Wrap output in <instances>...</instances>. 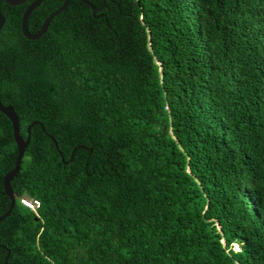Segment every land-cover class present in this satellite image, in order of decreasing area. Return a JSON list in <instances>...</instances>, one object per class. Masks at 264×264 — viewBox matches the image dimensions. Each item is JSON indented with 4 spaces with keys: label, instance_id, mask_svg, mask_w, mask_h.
<instances>
[{
    "label": "trees",
    "instance_id": "trees-1",
    "mask_svg": "<svg viewBox=\"0 0 264 264\" xmlns=\"http://www.w3.org/2000/svg\"><path fill=\"white\" fill-rule=\"evenodd\" d=\"M32 1L0 0V102L29 135L0 264H264V0H69L28 39ZM17 152L0 111V216Z\"/></svg>",
    "mask_w": 264,
    "mask_h": 264
},
{
    "label": "water",
    "instance_id": "water-1",
    "mask_svg": "<svg viewBox=\"0 0 264 264\" xmlns=\"http://www.w3.org/2000/svg\"><path fill=\"white\" fill-rule=\"evenodd\" d=\"M4 1L7 4H10V5H16V4H20V3L24 2L25 0H4ZM68 1L69 0H65L63 2V4L58 9H56L54 12H52L51 14H49V16L44 20L41 28L37 32L30 33L27 30V28H26L27 16L41 2V0H33L29 4V6L26 8V10L24 11V14H23V17H22V20H21V29H22L23 35L26 38H28V39H36V38L40 37L42 35V33L46 30L50 19L54 15L58 14L61 10H63L66 7ZM81 1H83L84 3H86L87 5H89L92 8V10L95 11L94 7H92L87 0H81ZM3 24H4V18H3V16L0 13V29L3 26ZM0 111L2 113H4L10 119V121L12 122L14 139H15V142H16V145H17V151H18L17 152L15 166L10 171H8L5 174L4 179H3L5 194L10 198L11 203H10V206H9L7 212L4 215L0 216V220H2L4 217H6L7 215H9V213L11 212V210H12L14 204H15V195H14V193L12 191L11 186H10V181L13 178V176L18 172L19 165H20V160H21V158L23 156L25 147L27 146V144L29 142V135L27 136L26 139H23V137L20 135V133H19V121H18V117H17V114L15 113L14 109L12 108V106H10V105H3L0 102ZM29 128H28V131H29Z\"/></svg>",
    "mask_w": 264,
    "mask_h": 264
},
{
    "label": "built area",
    "instance_id": "built-area-1",
    "mask_svg": "<svg viewBox=\"0 0 264 264\" xmlns=\"http://www.w3.org/2000/svg\"><path fill=\"white\" fill-rule=\"evenodd\" d=\"M19 201L22 205L26 206L27 208L35 211L38 206H39V202L36 199H30V198H26V197H20Z\"/></svg>",
    "mask_w": 264,
    "mask_h": 264
},
{
    "label": "rangeland",
    "instance_id": "rangeland-1",
    "mask_svg": "<svg viewBox=\"0 0 264 264\" xmlns=\"http://www.w3.org/2000/svg\"><path fill=\"white\" fill-rule=\"evenodd\" d=\"M234 248H237V246H236V245H234Z\"/></svg>",
    "mask_w": 264,
    "mask_h": 264
}]
</instances>
